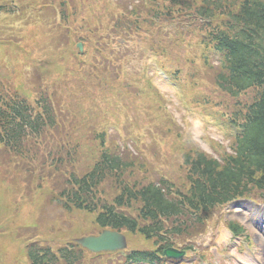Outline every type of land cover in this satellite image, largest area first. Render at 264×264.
<instances>
[{
    "label": "rangeland",
    "instance_id": "374dc122",
    "mask_svg": "<svg viewBox=\"0 0 264 264\" xmlns=\"http://www.w3.org/2000/svg\"><path fill=\"white\" fill-rule=\"evenodd\" d=\"M41 1L46 0H15L12 7L0 13V33H18L28 47L36 49V56L48 53L49 47L62 48L61 54L53 56L62 66H53L47 72L31 66L25 57L15 56L13 49H0V56L11 55L14 63L21 64L12 65L2 76L0 97L22 91L32 96L33 89L38 88L40 93L48 89L53 91L55 107L57 102L61 110L53 126L25 141V156L0 149V264H30L25 254L27 242L56 250L73 238L93 232L88 227L91 217L85 220L84 214L77 211L66 212L54 202L49 190L53 184L58 194L69 187L67 181L72 173L90 169L101 152V141L107 150L133 163L124 175L128 181L141 180L145 184L165 177L184 186V155L199 151L222 160L230 154L235 143L231 119L241 116L239 109L255 95L254 90H249L232 98L219 90L215 76L221 70V56L201 43L199 22L188 9L157 0L153 20L138 29L132 8L138 11L144 4L133 0H109L106 4L98 0L100 20L104 22L86 23L87 19L83 23L80 28L85 52L78 56L73 42L80 37L78 29L74 40L65 44L60 40L59 28L50 27L57 25L59 9L27 10V3ZM123 10L131 16L124 30L107 23L109 15ZM219 19L218 16L215 21ZM45 34L49 38H42ZM101 51L111 52L107 61L109 75L102 80L107 88L92 91L87 86L97 85L95 75L104 70L98 58ZM61 69L64 74L57 87L55 83L47 84V73L57 79ZM70 88L73 95L67 93ZM56 140L67 141L70 147L58 155L52 149L45 152L43 142ZM56 146L60 149L61 143L56 142ZM49 161H56V172ZM32 165L39 169L34 170ZM37 173L52 177V184L45 183L43 189ZM18 179L24 193L17 188ZM117 193L115 184L107 180L104 200L111 201ZM232 221L243 225V236L236 238L229 230ZM262 225L263 202L254 195L235 200L215 210L208 227L203 224L198 234L189 230L188 239L185 232L170 236L178 249L192 244L185 259L176 264L195 263L202 254L206 258L203 264H237L231 253L245 261H254L257 256L259 264H264ZM128 243L130 250L151 246L140 234H128ZM84 264H118V260L86 257Z\"/></svg>",
    "mask_w": 264,
    "mask_h": 264
},
{
    "label": "trees",
    "instance_id": "16d2710c",
    "mask_svg": "<svg viewBox=\"0 0 264 264\" xmlns=\"http://www.w3.org/2000/svg\"><path fill=\"white\" fill-rule=\"evenodd\" d=\"M167 1L180 9L190 10L199 19L207 20L215 13L229 18L221 28L212 29L206 36L207 42L223 52L225 58L224 71L216 78L217 85L231 95L250 89L256 91L237 128L232 152L224 155L222 160L199 151L185 154L188 188L183 192L174 190L164 180L145 184L125 182L122 175L133 163L102 148L93 168L81 177L73 175L67 181L70 188L59 194L64 210L86 208L92 212L96 209V219L101 225L131 232L138 229L146 238L163 242L160 248L172 243L169 234L188 232L187 226L199 225L202 216L215 206L252 195L264 201V0ZM152 12H145L144 22L152 20ZM110 55L111 52L104 51L100 60L107 63ZM108 75L105 68L100 75H95L98 84L87 88L106 90L102 80ZM3 104L0 143L18 151L25 137L40 133L49 115L31 116L30 106L22 99L4 101ZM107 180L117 184L118 193L111 202H100L95 190L99 192L101 184ZM170 191H175L177 196L170 197ZM94 199L97 200L94 202ZM123 208L133 211L128 213ZM166 220L176 221L175 227L168 229ZM239 226L232 224L234 230L240 231ZM137 256L151 262L156 258L155 252H139Z\"/></svg>",
    "mask_w": 264,
    "mask_h": 264
},
{
    "label": "water",
    "instance_id": "95a60500",
    "mask_svg": "<svg viewBox=\"0 0 264 264\" xmlns=\"http://www.w3.org/2000/svg\"><path fill=\"white\" fill-rule=\"evenodd\" d=\"M79 242L83 246L93 251H99L101 249L116 250L126 246V238L124 235L116 232L105 230L99 236H89L79 239ZM166 255L180 257L184 252L176 251L172 248H168L164 251Z\"/></svg>",
    "mask_w": 264,
    "mask_h": 264
},
{
    "label": "bare ground",
    "instance_id": "6f19581e",
    "mask_svg": "<svg viewBox=\"0 0 264 264\" xmlns=\"http://www.w3.org/2000/svg\"><path fill=\"white\" fill-rule=\"evenodd\" d=\"M184 235L186 236L187 235V232Z\"/></svg>",
    "mask_w": 264,
    "mask_h": 264
}]
</instances>
